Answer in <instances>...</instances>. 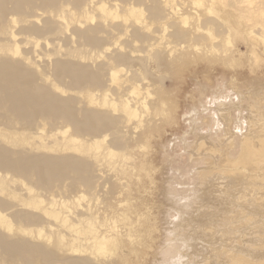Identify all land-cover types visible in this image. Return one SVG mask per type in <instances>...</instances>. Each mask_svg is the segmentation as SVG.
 <instances>
[{"label":"rangeland","instance_id":"1","mask_svg":"<svg viewBox=\"0 0 264 264\" xmlns=\"http://www.w3.org/2000/svg\"><path fill=\"white\" fill-rule=\"evenodd\" d=\"M164 1L82 0L64 20L71 25L108 16L117 24L132 17L158 35L143 39L122 25L104 33L103 46H117L128 57L118 67L127 89L112 91L107 75L101 78L105 86L94 92L97 103H90L88 89L78 94L81 108L107 109L117 118L123 112L116 95L125 94L136 110L131 120L125 113L91 139L61 122L39 120L29 127L0 114V139L28 145L33 154L84 155L95 164L91 176L98 182V190L71 180L43 190L34 179L12 180L4 173L1 184L12 192L9 199L32 202L25 209L41 219L37 225L17 224L6 211L0 233L24 246L14 252L0 246V264H73L76 257L89 261L84 264H264V0H168L183 17V28L195 31L196 14L220 20L183 47L163 22L169 12L160 6ZM155 10L159 19L152 16ZM60 42L62 53L79 47ZM0 44L14 45L1 33ZM104 47L89 46L85 55L77 50L70 58L93 63L94 70L117 54L111 50L106 57ZM40 56L35 61L54 90L65 87L68 79L57 80L52 60ZM104 101L115 102L116 109ZM115 130L123 146L111 144ZM82 144L91 150L74 149Z\"/></svg>","mask_w":264,"mask_h":264},{"label":"bare ground","instance_id":"2","mask_svg":"<svg viewBox=\"0 0 264 264\" xmlns=\"http://www.w3.org/2000/svg\"><path fill=\"white\" fill-rule=\"evenodd\" d=\"M233 1L236 2L235 0ZM81 2L82 0H0V33L4 35L6 43L7 41L14 43L9 48H6L4 44H0V114L5 118L11 121L20 120L29 127H32L39 120H50L54 124L61 122L66 124V127H71L74 135L90 136L91 139H95L97 134H101V132H97L98 128L101 129L106 127L107 124H114L119 119L124 120L126 116L128 120H125L129 121L136 115V110L132 109L129 99L125 98V94L116 95L122 102L121 112H123L122 116L118 118L114 117L107 109L97 110L93 106L81 108L79 104L84 103V101L78 100V94L82 93L84 89H88L90 103H97L98 98H95L94 92L105 86V82L101 78L103 79L107 75L109 78L107 81L111 82L110 87L112 91L115 92L117 90L115 93L118 94L119 92L124 93L127 89L124 83H122L123 79L119 76L121 74L118 75L121 71L123 73L124 70L118 67L123 62L125 63L128 57L122 54V52L120 53L122 50H119V47L116 46L117 43L113 45L116 46L115 49L104 47L103 41L106 38L103 36L104 33H108L109 35L111 30L117 25H122L126 27V32H128V28L131 26L130 28H132L131 30L134 35L135 33H142L143 36L141 38L143 39L152 38V41L158 35L154 33L152 35L148 32L151 29L149 24L139 25L138 21L135 18L132 19V17L131 19H126L124 23L117 24L114 23V19L107 16L98 20H95L93 17L91 18L92 20L90 18L87 20L77 19L71 25H64V20L71 16L72 10L77 9ZM170 3L171 1L167 0L161 3L160 6L163 9L169 10L168 17L164 18L163 22L166 24V28L171 29L170 33L168 31V34L177 40V46L183 47L184 44H188L190 38L198 39L205 37L204 31H208L209 25H214L217 28L218 22L220 23V20L216 16L215 19L208 17L203 20L196 14L195 23L193 24L195 31L190 26L183 28L184 26L181 24L183 17L178 16L177 6L174 7ZM69 6L72 9L66 8ZM213 8L214 5L212 4L209 12H212ZM134 9L132 8L130 11L135 13L140 11L137 9L135 11ZM54 12L56 13L55 19L52 16ZM261 15L264 16V12ZM152 16L159 19L160 14L155 10ZM129 22L130 24L126 25ZM15 27H19V30H14ZM69 30L71 31L70 34H68ZM200 30H203L202 32L204 33L199 34L198 31ZM212 36H218V31L213 32ZM64 40H69L71 45L74 43L79 47L72 49V46H69L72 50L70 49L62 53L60 41ZM89 46L93 50L104 47L103 53L106 54V57H108L107 53L111 50H114L117 54L115 56L112 55L113 57L109 55L107 63L91 70L90 68L93 67V63L84 62V64H81L79 61H73L70 58L71 56L74 57L75 53H78L77 50H79V53L85 55V48ZM18 49H21L20 53H18ZM45 50L48 52H45ZM5 51L10 54L4 53ZM40 55L52 60V71L57 80L60 79L63 80L61 82H64V79L65 81L68 79L65 87L57 85V89L54 90L53 84L49 83V76L45 72V69L35 61L37 57L41 58ZM37 70L42 71L41 76L37 73ZM119 80L121 81L120 83H118ZM130 88H133L132 92H136L135 87ZM112 91L110 89V92ZM63 93L67 95L64 96ZM72 93H76L77 95H72ZM141 98L143 99V97ZM87 102V104H90L89 100ZM114 103L104 101L103 105L105 107L113 106V109H116ZM140 103H143L142 100ZM117 110L119 109L117 108ZM125 113L126 116H124ZM118 115L120 114L118 113ZM93 122L96 125H93ZM110 134H114V139L111 142L113 146H123L122 135L119 130H115ZM110 134L105 133L106 136ZM87 145H75L74 149L88 153L91 148ZM94 165L84 155L82 157L73 155L53 157L45 154H33L28 145L21 144L18 141L11 140L9 142L7 139L5 141L0 139V173H2L0 174L2 175L0 176V220H3L9 211L13 217L12 219L17 224H21L20 222L24 224L25 222L26 224L37 225L41 219L37 213L25 209L32 202L22 201V204L16 203L17 198L15 196H13V199H9V196H12V192L1 184L2 178H5L4 173L11 175L12 180L16 178L24 180L34 179L39 188L41 187L43 190H48L53 186L56 187V183L63 180H71L73 186L83 185L91 189L98 186L96 178L94 180L95 176H91L95 171ZM5 195L7 196L6 198L3 197ZM49 209L47 213H49ZM53 216L50 215L48 217ZM23 228L24 230L27 229V227ZM23 242L18 240L10 241L0 233V246L6 251H13L14 247H20V245L24 244ZM18 249H16V252L19 251ZM27 256L23 254L21 258H25L26 260ZM76 259L77 257L75 260L72 259L75 261L74 263H76ZM79 259H77V263L79 264L89 263V261L86 262L83 259L80 261ZM68 261L65 262L69 263L70 261Z\"/></svg>","mask_w":264,"mask_h":264}]
</instances>
